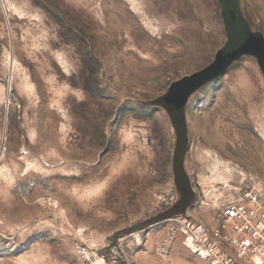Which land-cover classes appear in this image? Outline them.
I'll list each match as a JSON object with an SVG mask.
<instances>
[{
	"label": "rangeland",
	"instance_id": "obj_1",
	"mask_svg": "<svg viewBox=\"0 0 264 264\" xmlns=\"http://www.w3.org/2000/svg\"><path fill=\"white\" fill-rule=\"evenodd\" d=\"M228 42L220 0H0V264H211L167 221L264 196V74L244 54L188 98L183 209L154 102Z\"/></svg>",
	"mask_w": 264,
	"mask_h": 264
},
{
	"label": "built area",
	"instance_id": "obj_2",
	"mask_svg": "<svg viewBox=\"0 0 264 264\" xmlns=\"http://www.w3.org/2000/svg\"><path fill=\"white\" fill-rule=\"evenodd\" d=\"M251 182L238 198L219 206L215 226L186 216L167 222L211 264H264V196Z\"/></svg>",
	"mask_w": 264,
	"mask_h": 264
},
{
	"label": "trees",
	"instance_id": "obj_3",
	"mask_svg": "<svg viewBox=\"0 0 264 264\" xmlns=\"http://www.w3.org/2000/svg\"><path fill=\"white\" fill-rule=\"evenodd\" d=\"M229 13H230V11H224L223 10L224 19H225V23H226L228 34H229V42L227 43L225 48L219 52L214 63L212 65H210L208 68H206V69H204V70H202V71H200L194 75L185 77V78H183L177 82H174L171 85L168 93L165 96L157 99L154 102L156 105L162 106L168 110V112L172 118L176 132H177L178 142H177V148H176L175 157H174V165L176 167L177 184H178V187L181 189L182 194H183V196L181 198V202H179L180 205H182V209L185 208V205H188L190 203L191 199L193 198V192L190 188L189 180L183 171L184 160H185V156L188 152V147H189L188 126H187V121H186V116H185V108H186L187 101H186L185 105H182L180 108L174 106L173 103L174 102L179 103V98H177V97L179 95L181 96V92H183V91L188 92L187 97L189 98L192 95V93L198 89V87H195V86L198 83V81H200L199 80L200 78L209 77L212 81V80L218 78L219 76H221V72H222L221 69L223 67H225V64H224L225 61L224 60L227 57L231 56V54L234 53V50L235 51L238 50L237 49L238 47H236V45L234 44V37L233 36L235 35V33L231 30V27L229 24L230 20H232L230 18L231 15ZM252 33L255 34L256 36L258 35L262 39V41L264 42V37L262 34L255 33L253 31H252ZM239 58L240 57H236L233 60V62ZM227 68H226V70H227ZM191 89H192V92H189ZM174 95H175V97H174ZM188 98H187V100H188ZM182 141H184V144L182 145L183 147H180V143ZM180 152H181L182 156L178 160L176 158V155H177V153H180ZM178 207H180V206H178ZM179 210L180 209L178 208V211Z\"/></svg>",
	"mask_w": 264,
	"mask_h": 264
},
{
	"label": "water",
	"instance_id": "obj_4",
	"mask_svg": "<svg viewBox=\"0 0 264 264\" xmlns=\"http://www.w3.org/2000/svg\"><path fill=\"white\" fill-rule=\"evenodd\" d=\"M222 4V9L224 11H230L231 19L229 24L231 30L235 33L234 37V44L238 47V50H234V53L231 56L227 57L224 61L225 67L221 69L224 73L226 68L233 63V60L236 57H241L244 54H251L254 55L258 59L259 66L264 74V42L262 39L257 35L252 33V29L250 28L249 24L247 23L244 15L242 14L240 8V0H220ZM220 71V72H221ZM221 72V75L223 74ZM200 81L196 84L195 87L198 89L205 85L206 83L210 82L211 79L209 77L200 78ZM192 92V89L189 91ZM188 92L183 91L181 92V96L179 95L178 102H172L174 106L180 108L182 105H185L187 101ZM175 97V95H174ZM184 141L180 143V147H183ZM181 150V149H180ZM181 152L177 153L176 158L179 160L181 158Z\"/></svg>",
	"mask_w": 264,
	"mask_h": 264
},
{
	"label": "bare ground",
	"instance_id": "obj_5",
	"mask_svg": "<svg viewBox=\"0 0 264 264\" xmlns=\"http://www.w3.org/2000/svg\"><path fill=\"white\" fill-rule=\"evenodd\" d=\"M15 62V61H14ZM14 66V65H13ZM1 158H2V154H1ZM185 244L187 245V246H191V240L190 239H186V242H185Z\"/></svg>",
	"mask_w": 264,
	"mask_h": 264
}]
</instances>
